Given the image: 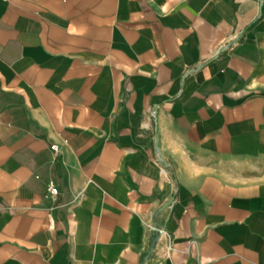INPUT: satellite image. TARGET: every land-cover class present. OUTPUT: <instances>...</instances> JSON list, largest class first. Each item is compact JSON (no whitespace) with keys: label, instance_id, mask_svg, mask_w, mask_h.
Masks as SVG:
<instances>
[{"label":"crops","instance_id":"1","mask_svg":"<svg viewBox=\"0 0 264 264\" xmlns=\"http://www.w3.org/2000/svg\"><path fill=\"white\" fill-rule=\"evenodd\" d=\"M0 264H264V0H0Z\"/></svg>","mask_w":264,"mask_h":264},{"label":"built area","instance_id":"2","mask_svg":"<svg viewBox=\"0 0 264 264\" xmlns=\"http://www.w3.org/2000/svg\"><path fill=\"white\" fill-rule=\"evenodd\" d=\"M51 149H52L53 151H55V150H56V147H55V146H51ZM165 168H166V167H165ZM46 190H47L48 195H49L51 198H54V197L57 195V191H56L54 185H52L51 183L48 184Z\"/></svg>","mask_w":264,"mask_h":264}]
</instances>
